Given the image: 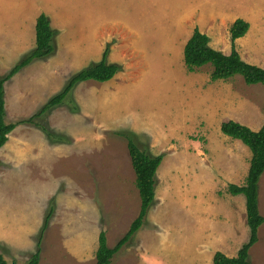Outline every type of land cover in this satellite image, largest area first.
Returning <instances> with one entry per match:
<instances>
[{
    "label": "rangeland",
    "instance_id": "rangeland-1",
    "mask_svg": "<svg viewBox=\"0 0 264 264\" xmlns=\"http://www.w3.org/2000/svg\"><path fill=\"white\" fill-rule=\"evenodd\" d=\"M45 14L53 51L4 83L15 129L0 148V255L24 264H95L99 235L113 248L140 212L128 137L162 156L142 227L110 264H213L250 239L245 196L251 150L222 132L230 120L259 130L264 85L241 75L213 81V66L188 70L184 48L198 28L209 45L264 68V0H0V78L36 47ZM106 56L108 81L78 82L62 104L42 108L81 70ZM39 114V116H38ZM264 217V173L258 183ZM264 264V223L250 248Z\"/></svg>",
    "mask_w": 264,
    "mask_h": 264
},
{
    "label": "trees",
    "instance_id": "trees-1",
    "mask_svg": "<svg viewBox=\"0 0 264 264\" xmlns=\"http://www.w3.org/2000/svg\"><path fill=\"white\" fill-rule=\"evenodd\" d=\"M249 28L250 23L243 19H237L233 23L231 26L232 51L230 54H225L212 48L209 45L210 39L208 35L195 28L184 48V62L188 70L194 72L199 67L211 64L213 66L211 73L213 81L241 75L247 84L264 85V68L246 62L236 50V40L243 37ZM53 38L54 30L51 27L49 18L45 14H41L36 24L35 49L23 61L16 64L6 77L0 78V148L5 145L8 141V134L16 127L15 124H8L4 120V83L34 59L50 54L54 49ZM118 69L119 67L116 64H108L106 56H104L100 63L85 68L74 75L64 89L42 108L40 114L45 113L56 105L62 104L78 82L86 80L105 82L110 80ZM221 130L224 134L241 140L252 153L246 183L243 185L230 184L228 188L231 195L243 194L245 196L247 223L251 234L249 241L241 247L236 256L229 257L225 253L218 251L214 255L213 264H250L248 260L249 250L257 242L259 227L264 223V217L260 214L258 204V183L264 173V124L256 131L244 124L230 120L222 124ZM127 139L128 151L136 173V183L141 197L140 212L131 224L128 233L115 247L110 248L107 244L105 232L100 233L95 264L111 263L115 253L142 227L148 208L155 199L156 172L162 162V156H151L132 139H129V137ZM0 264H8L2 255H0ZM24 264H43L40 261V252L34 253Z\"/></svg>",
    "mask_w": 264,
    "mask_h": 264
},
{
    "label": "crops",
    "instance_id": "crops-1",
    "mask_svg": "<svg viewBox=\"0 0 264 264\" xmlns=\"http://www.w3.org/2000/svg\"><path fill=\"white\" fill-rule=\"evenodd\" d=\"M244 125H245V124H244ZM261 127H262V126H261ZM261 127H260V128H261ZM260 128H259V129H260ZM256 131H257V130H256ZM248 165L250 166V164H248ZM249 166H248V169H249ZM247 175H248V174H247ZM245 203H246V199H245Z\"/></svg>",
    "mask_w": 264,
    "mask_h": 264
}]
</instances>
